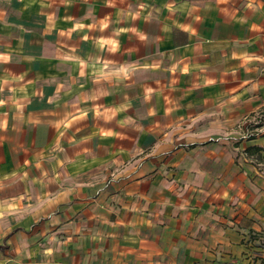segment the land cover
<instances>
[{"label":"crops","instance_id":"1","mask_svg":"<svg viewBox=\"0 0 264 264\" xmlns=\"http://www.w3.org/2000/svg\"><path fill=\"white\" fill-rule=\"evenodd\" d=\"M263 110L264 0H0V264H264Z\"/></svg>","mask_w":264,"mask_h":264},{"label":"rangeland","instance_id":"2","mask_svg":"<svg viewBox=\"0 0 264 264\" xmlns=\"http://www.w3.org/2000/svg\"><path fill=\"white\" fill-rule=\"evenodd\" d=\"M263 116L262 114H257L254 115L252 118H250L248 125H247V130L251 134H264V126H260L256 128V126H259L260 124L263 123Z\"/></svg>","mask_w":264,"mask_h":264},{"label":"trees","instance_id":"3","mask_svg":"<svg viewBox=\"0 0 264 264\" xmlns=\"http://www.w3.org/2000/svg\"><path fill=\"white\" fill-rule=\"evenodd\" d=\"M260 114H262V116H263V118H264V110H263ZM260 126H264V119H263V123L260 124L259 126H256V128H258V127H260ZM249 139H252V138L250 137ZM258 151H260L258 148H247V149L245 150L246 154H247V153L251 154V153H254V152H258Z\"/></svg>","mask_w":264,"mask_h":264},{"label":"built area","instance_id":"4","mask_svg":"<svg viewBox=\"0 0 264 264\" xmlns=\"http://www.w3.org/2000/svg\"><path fill=\"white\" fill-rule=\"evenodd\" d=\"M223 264H239V263L236 260L229 259V260L225 261Z\"/></svg>","mask_w":264,"mask_h":264}]
</instances>
